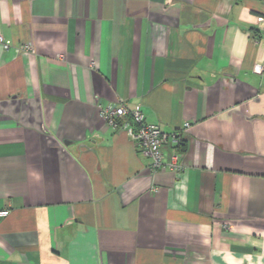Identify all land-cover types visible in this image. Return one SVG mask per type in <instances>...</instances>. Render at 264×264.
Segmentation results:
<instances>
[{
	"label": "crops",
	"instance_id": "obj_1",
	"mask_svg": "<svg viewBox=\"0 0 264 264\" xmlns=\"http://www.w3.org/2000/svg\"><path fill=\"white\" fill-rule=\"evenodd\" d=\"M259 14L263 0H0V264H264ZM98 102L188 123L182 170L151 171Z\"/></svg>",
	"mask_w": 264,
	"mask_h": 264
},
{
	"label": "built area",
	"instance_id": "obj_2",
	"mask_svg": "<svg viewBox=\"0 0 264 264\" xmlns=\"http://www.w3.org/2000/svg\"><path fill=\"white\" fill-rule=\"evenodd\" d=\"M255 21L258 25L260 39L264 42V14L257 15ZM11 46H13L11 40L0 33V47L7 51ZM17 47L28 52L34 51L33 44L30 42L22 43ZM262 67H264V62ZM97 107L99 115L107 125L113 129L125 130L128 137L139 147L140 154L150 159L149 169L151 171L167 168L177 173L182 170L183 164L176 146L181 143L182 133L188 128V123H185L180 130L166 132L158 125L148 123L143 110L138 105L129 108L122 102L116 105H102L98 102ZM165 147L170 148L167 156L163 152ZM8 212L7 209H0V217L6 216Z\"/></svg>",
	"mask_w": 264,
	"mask_h": 264
},
{
	"label": "trees",
	"instance_id": "obj_3",
	"mask_svg": "<svg viewBox=\"0 0 264 264\" xmlns=\"http://www.w3.org/2000/svg\"><path fill=\"white\" fill-rule=\"evenodd\" d=\"M180 145H183V143L181 142V143L178 144V146H180Z\"/></svg>",
	"mask_w": 264,
	"mask_h": 264
}]
</instances>
